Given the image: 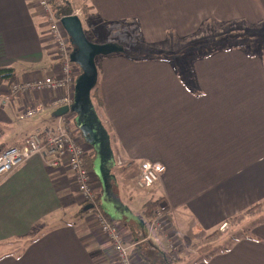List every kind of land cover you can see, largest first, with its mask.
I'll return each instance as SVG.
<instances>
[{
	"label": "crops",
	"instance_id": "crops-1",
	"mask_svg": "<svg viewBox=\"0 0 264 264\" xmlns=\"http://www.w3.org/2000/svg\"><path fill=\"white\" fill-rule=\"evenodd\" d=\"M84 3L91 8L88 22L133 25L149 55L122 47L124 53L96 60L103 106L91 97L90 108L103 151L88 143L76 114L70 119L87 151L95 209L81 206L65 164L51 167L40 155L0 180V264H112L115 252L96 225L97 212L120 226L132 259L138 254L136 263L144 264L140 250L147 245L140 248V240L149 228L144 215L149 202L161 200L170 227L190 240L264 201L263 56L247 47L222 48L189 66L158 50L168 40L192 37L209 22L261 25L264 0ZM49 35L35 0H0V68H14L17 81L51 73ZM2 93L0 154L59 124L53 93L34 96L46 109L32 119L23 116L28 105L23 96L3 106ZM75 97L74 89L72 105ZM143 162L165 168L149 189L137 184ZM131 169L137 178L126 175ZM249 230L227 250L190 264H264V219ZM168 241L159 249L152 240L147 244L168 251Z\"/></svg>",
	"mask_w": 264,
	"mask_h": 264
},
{
	"label": "rangeland",
	"instance_id": "rangeland-1",
	"mask_svg": "<svg viewBox=\"0 0 264 264\" xmlns=\"http://www.w3.org/2000/svg\"><path fill=\"white\" fill-rule=\"evenodd\" d=\"M36 3L38 2L35 0ZM74 9L75 14L78 15L82 21H83V28L84 32L86 34L87 39L95 44H109V43H115L117 45H120L123 48H126L128 50H135V51H141L144 53H148L146 50V47L142 45L140 40H137V35L135 33V29L133 25L130 24H120V25H109L107 23H101V22H88L86 20V16H84L82 8L85 5L84 0H70ZM38 4V3H37ZM41 10V9H40ZM52 11L54 12L53 8ZM79 11V14L77 13ZM55 14V12H54ZM48 26L51 24V22H47ZM230 26H219L216 25L213 22H209V24H205L197 34L193 35L192 37L186 39V40H179V39H173L168 40L167 44H162L160 47H158L161 52L166 53L164 55L166 58H171L175 61H178L180 64H186L190 66L191 63L196 61L197 57L201 58L204 54H209L213 51H218L222 48H225L224 46L228 45H234L237 44L239 46L247 47L249 48L253 53H256L258 55L263 56L264 60V23L258 26H250L246 23H231ZM64 28V27H63ZM126 37L127 42L122 41V37ZM136 36V40H135ZM51 39V47L49 48L50 53H52V61H53V67L51 70V73L48 74V76L53 77L54 75H58L59 72V60H58V49L54 45L51 36L49 35ZM70 38V37H69ZM71 40V39H70ZM134 42V43H133ZM133 43V44H132ZM72 44V42H71ZM132 44V45H129ZM73 46V45H72ZM136 46V47H135ZM72 50L75 51V47H71ZM149 50V49H148ZM157 50V49H154ZM150 51V50H149ZM150 53V52H149ZM133 54V53H132ZM99 59L97 60V62ZM187 68V67H186ZM74 74L73 78L76 80H79L78 77L82 75V70L79 68L77 64H74ZM36 79H42L39 77H34ZM97 85V82H96ZM7 85L0 86L1 89L4 91L5 89H9ZM97 87L93 89L92 96L95 93ZM71 92V93H70ZM70 92H57L55 94V97H53V102L58 101L60 99L65 98V96L70 95L73 93V91ZM27 101V100H26ZM54 102V103H55ZM65 108H60V110H64ZM59 112V111H58ZM57 112V114H58ZM88 112L91 115V118L95 121L96 128H98V123L96 120V117L94 116L92 110L88 107ZM63 114L62 112L59 113V115ZM74 115L68 114L65 115V118L67 121H70V119ZM78 123V121L76 120ZM75 124V123H73ZM70 123L71 128H69V134L72 136V138L79 142V144L84 148V152L86 153L85 145L80 141L79 137L74 136L75 132H77V129L74 128V125ZM74 131V132H73ZM40 133V132H39ZM93 141L98 143L99 150L103 151V144H102V138H101V130H97V138H92ZM135 177H133L134 175ZM127 176H132L134 179L137 178V174H135L134 169H131L127 174ZM92 188L95 195V186L92 183ZM145 196V194H144ZM80 199V194L78 193V197ZM96 199V198H95ZM95 201L90 202H82V205L87 204H93ZM114 205V204H113ZM115 207V205L113 206ZM148 211V209H146ZM161 210V209H159ZM152 215L150 217H145L149 220V225H151L150 228L147 230L146 238H144L143 241L140 240V248L141 246H145L148 241L154 242V239H159L160 241L155 243V246H159L163 248V242L167 241V250H165L166 256L169 257V262L171 264H190L197 261H201L203 259H206L216 253L223 252L227 250L230 245L232 244L233 240H235L237 237L242 236L244 233H251L249 228L251 225L258 220L264 219V204L258 208H256L254 211H252L248 215L239 216V218L232 220L230 224H225L221 228L215 230L214 232H211L209 235L202 236L200 238L196 239H186V237L183 235L181 231H176L173 229V226L170 227L169 221L165 219L166 214L162 212V218L161 221H158V224H161V228H158V225L155 221L156 217H158L157 210L151 212ZM96 215V213H95ZM96 225L98 226V219L95 217ZM99 227V226H98ZM120 228V226H119ZM175 233V235H174ZM173 236V237H172ZM172 237V241L170 239ZM126 244V243H125ZM112 245V244H110ZM127 246V244L125 245ZM113 247V246H112ZM118 254L116 253L113 256V262L112 264H123L118 260ZM132 261V258H131ZM138 261V254H135V260L132 261L133 264ZM131 263V264H132ZM143 264V263H142Z\"/></svg>",
	"mask_w": 264,
	"mask_h": 264
},
{
	"label": "built area",
	"instance_id": "built-area-1",
	"mask_svg": "<svg viewBox=\"0 0 264 264\" xmlns=\"http://www.w3.org/2000/svg\"><path fill=\"white\" fill-rule=\"evenodd\" d=\"M37 1L41 13L47 19V22H51L49 33L58 49L59 72L58 75H53V77L46 76L42 79H36L33 76L27 82L17 81L11 87H8L9 89L2 90L4 93L0 91L3 95V106H7L12 99L19 96H23L28 101V105L23 109L25 119H32L46 109L43 100L36 101L34 96L47 92L55 95L57 92L74 91L76 85L75 78H73L74 64L71 62V55L74 50L71 48L73 46L63 28L62 20L55 16L49 0ZM77 13L79 14V11ZM54 102L52 106L57 109V112L60 108H69L70 111L73 104V93ZM65 115L58 116L59 124L54 130L48 129L33 134L25 140L21 147H10L3 151L0 154V180L15 172L33 157L40 155L48 159L49 166L57 168L65 164L74 174L75 183L80 194V199L78 198L80 204L95 201L96 197H94L92 188L94 181L82 158L86 153L79 142L69 134L71 120L67 121ZM164 170V166L159 163L143 162L140 178L137 182L138 186L142 189L152 188L159 182ZM162 212L163 210L157 211L156 223L161 221ZM95 217L98 219L100 233L112 243L115 254L117 253L119 256L118 260L123 264H131L133 261V259L131 261V251L128 246H125L119 225L109 222L100 212H97ZM157 225L158 228L162 226L158 223ZM172 237H170L171 241Z\"/></svg>",
	"mask_w": 264,
	"mask_h": 264
},
{
	"label": "water",
	"instance_id": "water-1",
	"mask_svg": "<svg viewBox=\"0 0 264 264\" xmlns=\"http://www.w3.org/2000/svg\"><path fill=\"white\" fill-rule=\"evenodd\" d=\"M62 25L75 47V51L71 55V62L77 64L83 73L75 85V103L70 110L78 116L79 127L86 136L88 143L98 146V143L92 139L97 138L95 121L88 112V107H91V93L96 86L98 77L96 60L100 57L122 54L124 49L116 44L98 45L90 42L84 32L83 21L77 15L63 18ZM60 112L63 113L61 115H65L69 112V108L59 110L58 116H61L59 115Z\"/></svg>",
	"mask_w": 264,
	"mask_h": 264
},
{
	"label": "trees",
	"instance_id": "trees-1",
	"mask_svg": "<svg viewBox=\"0 0 264 264\" xmlns=\"http://www.w3.org/2000/svg\"><path fill=\"white\" fill-rule=\"evenodd\" d=\"M49 3H50L51 7L53 8V10L55 12V16L57 18L61 19V20L63 18H66V17H69V16H73L75 14L73 6H72V3H71L70 0H49ZM90 10H91V8L89 6H86V5H84L83 8H82V11L84 13L83 15L86 16L85 17L86 19L88 18ZM234 23H236V22H234ZM239 23H241V22H239ZM229 24H231V23H228L225 26H230ZM135 40H136V36H135ZM137 40H138V37H137ZM137 40H136V43H137ZM122 41L127 42V39H126L125 36L122 37ZM132 44H129V45H132ZM224 47L228 49V48L243 47V46H239L237 44H234V45H228V46H224ZM132 51L133 50H131L130 52L133 53ZM215 51H213V52H215ZM213 52H211V53H213ZM211 53L204 54L201 57H207ZM138 54L144 55L143 52H140ZM133 55L138 56L137 53L133 54ZM145 55H149V54L145 53ZM17 80H18L17 74H16V71H15L14 68H11V67L10 68H0V86H2V85L11 86L15 82H17ZM91 97L96 102V104L99 107V109L102 110L103 103H102V98H101L100 94L98 93V89L95 91L93 96L91 94ZM67 114L73 115L75 113L70 110ZM82 158L85 161L86 167L89 170L90 169V163L87 161L88 158H86V154ZM94 203H95V205H97V200L96 199H95ZM162 203L163 202L161 200L155 201V202H153V201L149 202L146 205V207H145V209H148V211L145 210L144 215H146L147 217H150L152 215L151 212H153L155 210L158 211L159 209L163 210V213L166 214L168 209L163 207ZM263 204H264V201L262 203H260V204H257L256 206L252 207L251 209H249L245 213V215L246 214H250L252 211H254L256 208L262 206ZM93 208L95 209V206ZM237 218H239V217H237ZM237 218H235V219H237ZM235 219H233V220H235ZM109 222H111V221H109ZM112 223H114V222H112ZM149 228H150V225H149ZM146 245H147L146 248L140 250L141 257H142V259L145 262L144 264H171V262H169V257L166 256V254H165V253H167V252H165V250L161 251V250H158V249H156L154 247H153L154 248L153 249V248H151L152 247L151 245H148V244H146Z\"/></svg>",
	"mask_w": 264,
	"mask_h": 264
},
{
	"label": "bare ground",
	"instance_id": "bare-ground-1",
	"mask_svg": "<svg viewBox=\"0 0 264 264\" xmlns=\"http://www.w3.org/2000/svg\"><path fill=\"white\" fill-rule=\"evenodd\" d=\"M140 174H141V171H140Z\"/></svg>",
	"mask_w": 264,
	"mask_h": 264
}]
</instances>
